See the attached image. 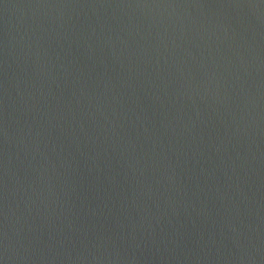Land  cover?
<instances>
[{
  "label": "water",
  "instance_id": "1",
  "mask_svg": "<svg viewBox=\"0 0 264 264\" xmlns=\"http://www.w3.org/2000/svg\"><path fill=\"white\" fill-rule=\"evenodd\" d=\"M0 264H264V0H0Z\"/></svg>",
  "mask_w": 264,
  "mask_h": 264
}]
</instances>
